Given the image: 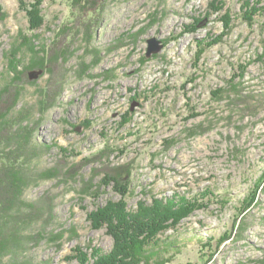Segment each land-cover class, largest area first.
I'll use <instances>...</instances> for the list:
<instances>
[{
    "label": "rangeland",
    "instance_id": "rangeland-1",
    "mask_svg": "<svg viewBox=\"0 0 264 264\" xmlns=\"http://www.w3.org/2000/svg\"><path fill=\"white\" fill-rule=\"evenodd\" d=\"M213 1L100 0L97 27L86 42L79 36L69 44L63 65L49 63L43 75L24 69L12 84L20 87L14 110L27 111L41 150L34 172L65 176L24 192L45 209L26 233L43 236L23 256L31 264H77L76 246L111 249L105 228L92 229L87 214L119 200L103 183L119 166L122 177L130 175V211L152 196L205 204L158 236L161 248L174 246L153 263L162 257L166 264H264V0H222L218 13ZM69 4L44 1V25L34 33L40 43L60 32L71 42V31L82 33L68 21ZM0 5L1 91L11 82V49L28 23L18 0ZM248 8L258 11L250 22ZM150 38L164 45L146 57ZM200 41L215 43L199 58ZM61 160L69 168L61 170Z\"/></svg>",
    "mask_w": 264,
    "mask_h": 264
},
{
    "label": "trees",
    "instance_id": "trees-1",
    "mask_svg": "<svg viewBox=\"0 0 264 264\" xmlns=\"http://www.w3.org/2000/svg\"><path fill=\"white\" fill-rule=\"evenodd\" d=\"M44 1L18 0L19 9L26 16L28 34L19 32L18 40L13 44L12 59L8 64L11 82L0 91V264H31L23 256L26 250L31 245H37L43 236L39 233L33 236L26 233L33 225L43 221L45 209L41 205L27 202L24 199V192L39 181L65 177L57 175L55 169L41 173L34 172L32 163L41 150L33 145L27 111L23 108L19 111L14 110L20 96L18 90L13 91L20 87H14L13 90L12 84L20 81L25 73L24 69L28 70L27 76L33 73L43 75L45 72H50L47 71L49 63L58 62L63 65L69 58L67 54L69 44L73 43L74 39L77 40L79 36L90 37L91 26L93 29L96 28L100 20V0H69L68 21L78 25L82 33L79 30L71 31L68 36L71 42H67V38L63 36L64 33L60 32L56 34L55 40L50 41L49 44H42L34 33L44 25L41 10ZM210 6L213 12L218 13L222 8V0H214ZM249 11L246 12L247 22L252 21L251 19L258 12L257 9L251 8ZM4 17L5 13L0 5V21ZM224 20L225 28H227L229 16L226 15ZM83 40L86 42L84 37ZM214 43L200 41L196 48L197 56L200 58L205 49L210 48ZM21 50L27 53L29 60L26 64H23L19 57ZM51 96L50 92L45 95L48 101ZM46 107L45 105L41 109V113L46 112ZM108 147L105 145V150ZM60 165L61 170L70 166L62 160ZM122 172L121 167H117L113 175H107L103 182L105 185H112V189L120 197L119 200L108 201L87 214V220L92 229L105 228L112 239L111 249L103 252L90 244L85 248L87 250L76 246L71 259L77 264H152L161 249L174 246L170 243L161 248L158 236L176 227L193 211L205 208V204L200 203L198 199H189L185 196L167 199L152 196L150 203L138 202L136 209L130 211L126 202L130 175L127 174L126 179L121 176ZM93 195L98 198L97 192ZM206 196H213V194L208 191ZM51 212L52 208H49L46 215L50 217ZM89 250L90 253L87 252ZM68 260H70L69 257ZM158 260L153 264L167 263V260L162 257Z\"/></svg>",
    "mask_w": 264,
    "mask_h": 264
},
{
    "label": "water",
    "instance_id": "water-1",
    "mask_svg": "<svg viewBox=\"0 0 264 264\" xmlns=\"http://www.w3.org/2000/svg\"><path fill=\"white\" fill-rule=\"evenodd\" d=\"M163 48V44L160 40L155 38H150L147 40V50H146V57L150 55L157 54ZM34 74V73H33Z\"/></svg>",
    "mask_w": 264,
    "mask_h": 264
}]
</instances>
